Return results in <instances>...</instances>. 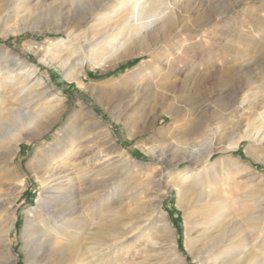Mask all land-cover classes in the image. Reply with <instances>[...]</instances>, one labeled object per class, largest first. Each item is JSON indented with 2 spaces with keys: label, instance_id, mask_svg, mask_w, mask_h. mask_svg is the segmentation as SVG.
Returning a JSON list of instances; mask_svg holds the SVG:
<instances>
[{
  "label": "bare ground",
  "instance_id": "6f19581e",
  "mask_svg": "<svg viewBox=\"0 0 264 264\" xmlns=\"http://www.w3.org/2000/svg\"><path fill=\"white\" fill-rule=\"evenodd\" d=\"M247 3L254 5L243 8ZM263 4L264 0H90L82 9L75 8L65 25L68 53L49 54V62L69 67L67 76L75 82L80 76L79 70H72L76 58L81 70L87 61L114 67L147 57L121 77H130V83L112 101L114 114L127 103L130 112L117 118L129 124V136L152 131L134 124V110L140 104L138 93L153 86L143 99L153 120L167 116L171 124L183 127L170 137L150 140L160 147H179L181 162L204 164L200 171L184 168L168 175L177 205L184 210L187 247L202 264H264V181L247 188L235 179L243 164L226 159L215 166L210 161L213 154L237 150L248 142L247 155L264 163ZM6 51L0 47L2 210L9 186L18 180L14 159L20 144L42 138L67 108L56 103L57 96L46 86L33 82V71L29 70L28 83L29 78L21 81L28 63ZM215 61L222 66L212 71ZM205 85L215 94L210 116L195 109L203 99L196 95ZM80 116L68 114L60 134L48 148L37 150L29 166L42 193L25 221L26 264H177L161 200L155 202L142 188L146 182L153 191L159 181L138 177L142 166L126 154L98 150L100 136L81 126ZM226 119L231 126L222 132L217 121ZM105 137L111 144L108 133ZM88 144L93 146L85 156L96 151L106 163L69 177L65 169L81 161L79 151ZM6 237L3 234L0 243ZM15 262L9 247L0 250V264Z\"/></svg>",
  "mask_w": 264,
  "mask_h": 264
},
{
  "label": "rangeland",
  "instance_id": "374dc122",
  "mask_svg": "<svg viewBox=\"0 0 264 264\" xmlns=\"http://www.w3.org/2000/svg\"><path fill=\"white\" fill-rule=\"evenodd\" d=\"M89 3L90 0H0V47L7 50L5 53L27 61L28 66L23 72L26 74H21V81L29 78L28 83L32 79L29 70L33 71L35 73L33 82L42 83L51 94L57 96L56 103L63 102L67 106L60 122L42 138L35 141H24L20 144V149L14 159L18 180L9 186L2 203L4 210L0 209V237L3 234L7 236L6 240L0 243V250L5 251L9 247L16 260L14 264L27 263L28 229H26L25 221L27 214L37 208L40 203L39 196L42 193V187L29 166L36 160L37 150L48 148L53 143L55 135L60 134L61 124L65 122L67 115L78 112V115L81 113L80 125L86 126L87 129L92 130L91 133H98L97 135L100 136V139L95 143L99 147L98 150L115 152L112 156H116L119 152L126 154L131 160L142 166V169L138 170V177H146L144 180L156 178L159 181L153 191L148 185L146 186V182L142 188L144 187L148 197L153 198L155 202L161 200L162 216L169 222L172 229L173 251L179 259L177 264L179 262L181 264H202L187 247L188 232L184 225V210L177 205V195L174 189L169 186L168 175L184 168L200 171L204 164L200 162L198 166H194L188 160L181 162L183 154L179 147L170 145L160 147L150 140L151 136L162 139L170 137L181 131L183 127L180 128L179 122L171 124L167 116H163L162 119L155 117L153 120L147 101L143 100L148 91L153 92V86H149L145 92L138 93L136 102H140V104L138 103V108L134 110L136 116L134 124L139 127H151L152 131L133 137L129 136V124L124 123L122 118H117L120 113L125 115L130 112V107H126L127 103L123 104L119 112L114 114L115 100L121 96L122 91L126 90L130 83V77L124 79L121 77L147 57H134L114 67L109 65L103 67L87 61L81 70L78 67L80 59L76 58L72 61V70L80 71L79 82L69 79L67 76L69 67L62 68L58 62H49V54L62 56L68 53L67 51L71 47L66 46L68 44H66L65 25L70 22L72 11L75 8L82 9ZM206 3L204 2L198 8L199 13L204 11ZM253 5L247 3L242 7L252 8ZM256 6L258 5L256 4ZM263 13L264 9L261 11L262 18H264ZM244 33L248 34V31L245 30ZM200 42L201 40L196 41V43ZM216 55H221V53L217 52ZM211 65L212 71L222 66L217 61ZM182 78L183 75L180 74L179 80ZM10 81L14 82L13 79ZM162 83V81L158 82L159 85ZM201 90L202 93L196 96L199 98L203 95V99L195 106V109L200 114L210 116L215 94L210 90L209 85H205ZM113 100L114 102H112ZM181 106L184 109L187 108L183 104ZM18 117L21 120L24 119ZM217 122L219 123L216 126L222 132L231 126L229 119ZM106 133L112 139L111 144L105 143ZM226 135L227 133L223 135L221 144ZM91 138L92 136L87 140ZM90 145L88 144L85 150L79 151V156L82 157L81 161L74 162L70 169L66 168L65 170H68L66 175L74 178L79 171L91 170L106 163L101 157L103 154L99 155L96 151L94 154L85 156L86 149L93 146ZM248 145V142H242L237 150L215 153L211 156L210 161L215 166L219 161L226 159L243 164L244 166L235 172L236 183L247 188L258 187L261 181H264V163L255 161L247 155ZM203 154V152L197 154V158H201ZM112 160H116V157ZM13 219L15 220L11 227L10 220ZM163 244L164 248L168 247L166 242Z\"/></svg>",
  "mask_w": 264,
  "mask_h": 264
}]
</instances>
